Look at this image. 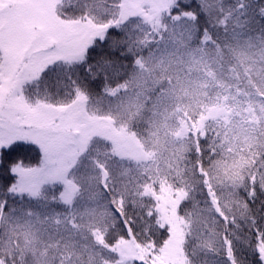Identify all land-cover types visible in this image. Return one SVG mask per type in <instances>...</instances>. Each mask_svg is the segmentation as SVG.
Here are the masks:
<instances>
[{"label": "snow or ice", "instance_id": "1", "mask_svg": "<svg viewBox=\"0 0 264 264\" xmlns=\"http://www.w3.org/2000/svg\"><path fill=\"white\" fill-rule=\"evenodd\" d=\"M0 264H264V0H0Z\"/></svg>", "mask_w": 264, "mask_h": 264}]
</instances>
